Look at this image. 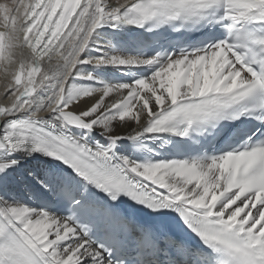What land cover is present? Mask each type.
I'll list each match as a JSON object with an SVG mask.
<instances>
[{"label": "snow or ice", "instance_id": "1", "mask_svg": "<svg viewBox=\"0 0 264 264\" xmlns=\"http://www.w3.org/2000/svg\"><path fill=\"white\" fill-rule=\"evenodd\" d=\"M0 78V264H264V0H5Z\"/></svg>", "mask_w": 264, "mask_h": 264}, {"label": "bare ground", "instance_id": "2", "mask_svg": "<svg viewBox=\"0 0 264 264\" xmlns=\"http://www.w3.org/2000/svg\"><path fill=\"white\" fill-rule=\"evenodd\" d=\"M0 2H5V0H0ZM0 82H2V78H0Z\"/></svg>", "mask_w": 264, "mask_h": 264}]
</instances>
